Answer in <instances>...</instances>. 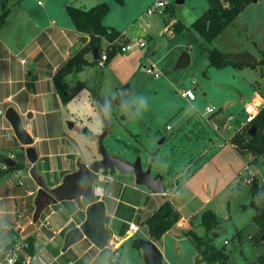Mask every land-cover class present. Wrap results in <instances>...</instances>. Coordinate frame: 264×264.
<instances>
[{"label":"rangeland","instance_id":"rangeland-1","mask_svg":"<svg viewBox=\"0 0 264 264\" xmlns=\"http://www.w3.org/2000/svg\"><path fill=\"white\" fill-rule=\"evenodd\" d=\"M157 1L159 0L100 1L107 3L111 9L105 18L106 25L134 38H138L140 34L145 32V29L148 30L152 37L150 48L145 53L142 51L119 53L113 61L104 67L93 62L74 72L69 77V85L74 86L77 85L78 81H82L89 86V89L80 92L68 107L57 104V95L46 97L45 105L40 107L43 114L33 119L34 130L43 137L59 136V134L66 132L76 142L65 138L59 140L60 145L59 147L57 145L59 149H57L55 156L56 170L42 174L47 179L48 186L53 188L58 183V179L54 177H63L70 171L75 172L79 159L90 164L101 159L98 140L104 132L103 115H105L110 126L109 134L105 139V146L112 155L132 161L140 156L145 169L149 163H152L153 175L162 174L164 178L177 177L189 165L188 162L193 161L192 171L190 170L189 173L186 171L182 175L186 177L187 181L191 179L188 187L198 193V201H205L209 193L213 197V204L210 206L214 205L217 217L222 221L221 227L217 231L219 237H215L217 247L225 246L230 253L229 264H255L258 257L263 253V248L256 247L253 241L258 226L253 222L255 209L250 205L252 199L250 186L241 179V177H249L247 172L241 171L245 168V159L237 154L230 144L227 145L225 142L223 146L220 145L221 147L218 144L210 147V142L207 139H201L197 135L187 141L189 138L186 136L188 135H180V132L174 131L177 127L173 125V115L180 112L191 113L192 115L198 113L197 116H201L210 106L219 111L226 102H237L241 99L251 100L255 87H260L264 93V64H260L258 68L229 66L219 70L211 67L207 56L201 54V45L205 44L209 48L217 49L231 55V57L249 52L261 61L264 58V0L250 3L212 44H206L205 40L191 28L192 24L203 15L202 13L209 6L208 0H186L184 4H178L179 0H163L166 7L157 10L152 16L148 15V8ZM39 2H41L40 5ZM10 3L11 10L14 12L18 11V7L21 6L22 9H26L36 16L44 13L46 8H51L57 13V8L66 6L79 8L85 4L88 9L92 6L90 0H13V3H19L18 6L12 5V1ZM225 5L228 3L226 2ZM7 7L9 8V4ZM172 11L175 13L174 16L170 15ZM1 12L0 10V14ZM166 15L171 19L168 28L181 21L190 30L182 34H176L175 31H172L175 36H172L170 32H164V28L167 26ZM174 19L177 21L175 22ZM121 37L118 39L123 42L124 39ZM120 47L121 45L117 47L118 52ZM185 52H188L191 57V65L186 69H176L179 59ZM152 64H155L156 69L161 72L160 78H155L147 73L146 69ZM14 66L21 71L16 58L14 59ZM195 81H198L200 85H195ZM125 87H128L126 101L139 98L144 102V106L140 108L138 113L137 107L131 106V111L134 114L131 118L123 111L126 102L122 106L116 104L119 91ZM191 88H196V90L193 89L197 96V100L194 102H188L180 95L181 90ZM95 93L98 94V99ZM259 106H257V110ZM221 112H224L223 108ZM226 113L233 114L236 117L234 120L236 123H233L234 129L231 131L221 130V132L227 133L226 136L223 135L224 138L235 133L238 126L243 129L249 128L252 119L249 115L246 117V107L231 106L226 109L224 114ZM225 117L226 115L222 119ZM208 118L211 119L212 117ZM211 120L214 123H209L210 127L216 128L220 125L216 119L213 120L212 118ZM23 122L24 125H27L28 120L23 118ZM168 125L175 127L174 132L168 129ZM206 128L208 127L206 126ZM207 131L211 132V129L208 128ZM3 134L5 136L0 138V152L4 153L6 149L2 143H6L8 148L9 144L13 145L16 142V138L11 126L6 123L3 125ZM174 136H181L180 165L177 163L174 165L175 158L171 155L173 159L169 156L170 166L166 169L161 168L163 165L160 163L162 161L160 159L161 149L164 150V154H168L170 151L175 153L176 150H179ZM163 139H165V143L160 145ZM205 147H207L205 158L190 159L198 153H204ZM19 150L20 148L17 147L8 156H16ZM151 152H155L156 157L160 155L159 159L155 155L152 156ZM250 159L255 171L264 173V160L253 156H250ZM37 165L40 170L52 169L48 160ZM110 172L114 174L115 171ZM110 172H101L106 176L105 182H109L113 178L108 177ZM117 177L122 181L130 178L133 181L132 177H126L124 174L119 173ZM238 177L240 179H237ZM167 186L168 194H171L177 185L174 181V185ZM186 194L184 193V195ZM162 199L159 197L157 200L162 202L164 200ZM85 204L86 202L80 206L81 210L79 211L75 207L69 208L68 205L70 204L55 205L46 210L42 215V222L39 221L30 234V238L35 239L36 253L35 256L31 257L33 260L31 264H61V262L67 264V261L74 259L73 256H70L66 262L57 263L53 258L60 252L46 253L45 248L49 249L50 247L49 243L51 242L49 240L53 237V231L66 226L60 221L59 225L61 226L55 228V224L52 223L53 220H47V217L53 216L54 212H59V207L64 208L66 206L71 213L78 211L73 218L74 221L66 228L64 227L65 230L60 236L61 240L54 242L61 245L62 239L68 231L73 227L75 228L83 220L82 208H85ZM22 205L21 202V208H19L21 210L24 208ZM31 215L32 212L28 213L29 219L25 222L32 221ZM59 216L62 217V214L60 213ZM25 222L22 225L23 228L27 225ZM238 230L241 237L237 235ZM197 233L202 235L204 230H199ZM250 236L252 238H249ZM135 239L137 237L130 240L126 247L130 248ZM226 240L229 241L227 245L224 244ZM90 246L89 241H85L83 246H80L76 256L83 255V258L77 264H87L85 259L91 260L96 254L97 250L94 248L90 250ZM183 246L188 253L190 250L189 242H183ZM28 256L25 253L23 259L25 260ZM112 261H116L114 254ZM141 264H146L145 260Z\"/></svg>","mask_w":264,"mask_h":264},{"label":"crops","instance_id":"crops-1","mask_svg":"<svg viewBox=\"0 0 264 264\" xmlns=\"http://www.w3.org/2000/svg\"><path fill=\"white\" fill-rule=\"evenodd\" d=\"M3 1H8L9 8L11 10L10 1H12L13 3V0H3ZM100 1L101 0H90V3H92L91 8L97 6L98 4L103 3ZM184 3H186V0ZM18 4L13 3L12 5L18 6ZM40 4L41 2H39V5ZM18 8L19 10L16 12L11 10L6 20V23L0 29V138H4L5 136L3 134V125L5 123L9 124L5 118V112L9 108H14L22 119L26 118L28 120V123L27 125H25V127L34 139L33 146L37 149L39 154L38 163L47 162L48 160V163H50V165L52 166L51 170L48 169L40 170L39 168V171L41 173L53 172L56 170L55 156L57 155V149H59L58 148L60 145L59 140H63V138H65V139H69V141H72L74 139L72 138L71 135L67 134L66 132L59 134V136L49 135V137L47 136L43 137L41 136V134H37V132L34 130L33 119L43 114V112L40 110V107L45 105L46 97H50L51 95H57V100H58L57 104L59 106L60 104L63 107L70 106V103L73 100L68 104H64L61 97L56 93V87L54 84L53 76L56 74L59 68L71 58L74 51L81 49L82 47H84L89 43L90 38L88 37V42L86 44L82 43L81 39L83 36L86 35L76 32L75 26L72 20L70 19V17L68 16L66 10L67 6L64 8H57L58 9L56 11L57 13H55L54 10L51 8H46L44 9V13H40L41 15L39 16H36L35 14H31V12L27 11L26 9H22L21 6H19ZM79 8L88 10L85 4ZM208 9L209 6L202 14H204ZM170 20L171 19L166 15L165 21L167 23V26H165L164 32L168 29L166 33L170 32L172 36H175L172 30H170V27L168 28V23L170 22ZM174 21L176 22L177 19H174ZM104 24L106 25L105 20H104ZM106 26L111 27L108 25ZM114 29L118 31L116 28ZM122 36L124 37L126 36L129 39H135L133 36H130L127 33H122ZM142 36H147L149 42L151 43L152 37L148 30L145 29V32L140 34L138 38ZM101 46L102 49L105 48L106 46L105 40L102 42ZM15 58L17 59L18 64L21 67V71L17 70L18 68L16 69L14 66ZM86 58L90 61V63L97 62L94 59V52H92V54L90 55L88 54ZM72 74L68 75L65 79V82L68 85H69L68 83L69 77L72 76ZM78 83H83V82L78 81L77 84ZM83 84L86 85L85 83ZM195 85H200V84L198 81H195ZM69 86L75 87L76 85L74 86L69 85ZM86 89H89V86L86 85ZM191 89L196 90V88H191ZM183 91L184 90H181L180 93L181 97L189 102L190 100L182 96ZM95 95L96 98L98 99L99 98L98 94L95 93ZM263 97H264V93L260 90V87L259 88L255 87V91L251 97V100L241 99V101H237V102L235 101L226 102L224 103V106L219 109V111L217 110V108H214L216 110L215 113H208L207 111L208 108H213V106L207 107L205 112L201 116H197L198 113L192 115L191 113L178 112L177 114L173 115V120H174L173 125L176 126L177 128L175 129L173 125H170L171 131L180 132V135H184V136L188 135L186 136L189 138L187 139V141H189L192 137H195L196 135L201 137V139H207V141L210 142L209 144L210 147L211 145L214 146L216 144H218L219 146L220 145L223 146L224 142L227 145L230 144L231 148H233L237 152V154H239L241 157L245 159V165H246V162L249 160L248 159L249 157L242 156L238 152L236 147H234L231 144V139L233 138V136L237 132L241 131L243 128L238 126L235 133L227 136V138H224L223 135L226 136L227 133L224 131L221 132V130L224 129L231 131L232 129H234L233 123L236 118L233 114L231 113L224 114V112L226 111V109H228L231 106H235V107L243 106V108H245V107H250V104L254 105L257 102L258 103L261 102L259 107L264 106ZM190 102H194V101H190ZM222 108L224 109V112H221ZM225 115L226 117L222 119ZM245 115L247 117L248 114L245 113ZM229 116L233 117V120L230 122H228ZM208 117H212L213 120L216 119L218 123H220V125H218V127L216 126V128L210 127L209 123H212L213 121L211 120L212 118L209 119ZM170 126L168 125L167 127ZM206 126L211 129V132L207 131L208 128H206ZM178 137L174 136V139H176L178 143L177 147L179 149L176 150L175 153L170 151V153L164 154L163 152L164 150L161 149L160 159L162 161H160V163L163 164L161 165V168H165V169L168 168L170 166L169 164V162L171 161L170 158L173 159V157L175 158L174 165H176V163L180 165L179 155H180L181 136ZM221 142L223 143L220 144ZM2 146L6 149V151L4 153L0 152V165H7L8 167H10L7 163V161L9 160L8 155L9 153L13 152L14 149L16 150L17 147L20 148V150L17 152L18 153L21 152L25 154V163L26 165L27 164L29 165V161L26 157L27 147L21 145L17 139L16 142L13 143V145L9 144L8 148L6 147V143L4 142L2 143ZM205 149L206 150L204 153L202 154L198 153L192 156L190 159L194 160L197 158V160H200L201 158H205L207 147H205ZM58 152L60 153L59 150ZM155 152H151L152 156L155 155ZM159 156L156 157L155 155L157 159H159ZM188 164L190 166L189 165L186 166L182 171V173H179L177 177L169 176L164 178V184L167 187L166 195H155L148 189L141 186H137L135 183V177L133 175H125L126 177L127 176L132 177L133 181H131V178L126 180L124 179V181H122L117 177V175L119 174L118 172L116 173L114 172V174L111 172L108 173V177H113V178L109 182H105L102 186L106 189L108 194L111 195H107L106 197L103 198L102 201H104L107 205L106 226L111 233V239L109 245L115 247L120 242L125 241L120 247V249L116 253H114V256H116L115 262H118V264H136V263L141 264V262L144 260L143 251L141 250V248H138L135 245V241L149 240L156 243L158 248L161 250L164 257L163 264H190V263L198 264L197 263V259L199 256L198 251L195 245L192 243L191 239L186 236V232L190 230H194L195 232L199 230L201 231L203 229L201 225L203 214L208 210L216 214V210L214 208V205L212 207L210 206L213 204V197L211 193L208 194L207 198H205V201H198V193L191 187H188L190 186L191 179L187 181L186 177L182 175L186 171H188V173L190 170L192 171L191 166L193 164V161L188 162ZM70 173H73V171H70L68 174ZM11 174L12 173L3 175L0 181L1 183L0 197H2L3 199L0 202V211H1V218L3 221H5V223L9 222L10 217H12L11 216L12 212L21 208V202L23 203L22 206H24L25 209L27 206H33L35 208L34 201L37 195V191L39 190L38 185L32 179V177L25 179V186L23 187L9 183L6 177H9V175ZM66 175H64L63 177H54L58 179V183L55 185V187L59 186L63 182V179ZM98 177H106V176L100 173ZM180 177L183 178L180 180L179 179ZM237 179L240 178L238 177ZM174 181H175V185L177 186L174 188L173 193L168 194L167 185H171V184L174 185ZM184 193L187 194L184 195ZM159 197H162L164 200L162 199L163 200L162 202L158 201L157 199ZM7 200H12V201L8 202ZM167 200L170 201L173 204L174 209L180 213L181 219L172 230L167 232L162 237L161 240L156 241L151 238L149 227L148 225L145 224V221L156 210H158V208L161 206L162 203H164ZM84 203L85 201H83V204ZM63 204H70L68 205L69 208L75 207L78 208V211L81 210L80 209L81 205H79L76 201H65L59 203L56 206H61ZM85 205H86L85 208H82V211L84 213V218L79 225H82L86 220V207L88 203L86 202ZM34 211L35 210L32 211V217ZM58 211L59 212H54L53 216L56 215L55 217L53 216L47 217V220L50 219L53 220L52 223L55 224L56 226L55 228L61 226L59 225L60 221H62L63 224L66 225L64 226L66 228L74 221L73 218L75 214L78 212L76 211L74 213H71L70 211L67 210L66 206L64 208L59 207ZM60 213L62 214L63 219L61 216H59ZM130 223H136V225H138L139 231L137 233L133 234V232L129 230ZM79 225H76L75 228L80 227ZM64 227H61L59 230L53 231V237H51L49 240L51 242L49 243L50 247L48 246L49 249L45 248L46 253L52 254L55 251H57L58 253L60 252V254H57L53 258L54 260H56L57 263H59L60 261L66 262V260H69L70 256L71 257L73 256L74 259H72L71 261H67L68 262L67 264H77L83 258V255H81L80 257L76 256L77 251L79 250L80 246H83L85 241H89V240L84 239L82 242L72 246L70 249L64 252L63 247H64L66 235L62 239L61 245L54 243L55 240H61L60 236L62 232L65 230ZM72 229H74V227ZM72 229H70L69 231H71ZM257 231L258 230H256L255 233H257ZM139 233H141V235H138ZM132 234L133 236L126 241L129 235ZM237 235L241 237L239 230ZM135 237H137V239H135L134 243L130 246V248H127L126 247L127 243L130 240H133ZM249 238H252V236H250ZM183 242L186 243L189 242L190 250L188 253H186V249L184 250L185 247L183 246ZM93 248L94 250H97V252L91 260L85 259L87 264H92V262L95 260V258L100 252V250L91 243L90 250H93Z\"/></svg>","mask_w":264,"mask_h":264},{"label":"trees","instance_id":"trees-1","mask_svg":"<svg viewBox=\"0 0 264 264\" xmlns=\"http://www.w3.org/2000/svg\"><path fill=\"white\" fill-rule=\"evenodd\" d=\"M255 1L257 0H208L209 9L194 22L191 28L205 40L206 44H212L235 21L239 14L250 3ZM226 2L228 6L225 5ZM7 3L8 1L0 0V10L2 11L0 14V29L6 23L11 12L10 8L7 7ZM66 10L75 26L76 32L88 36L90 41L81 49L74 51L71 58L53 76L56 93L61 97L64 104L70 103L80 92L86 89V85L83 83H78L75 87H70L65 82L66 77L81 70L84 66L92 64L86 56L96 49H98L99 53H102L103 49L101 44L104 39L108 43H113L122 36L120 32L104 24V20L111 10L107 3L98 4L88 10L75 6H67ZM170 15L174 16V11ZM168 26H170V22ZM170 30L175 31L176 34H182L190 30V28L186 27L181 21H178L171 26ZM201 47V54L207 56L211 67L219 70L229 66L235 68L243 67L242 65L234 63L229 54H225L214 48H209L205 44H202ZM108 49V60L106 64L110 63L120 53L117 50V46H114L112 49L109 47ZM260 64H264V58L260 61ZM260 103L257 102L255 105L250 104V109L255 113L258 112L257 106ZM252 127H256L257 129L255 136L250 134V128ZM231 144L236 147L242 156H253L254 158L264 160V106L259 107V112L252 119L249 128H244L233 136ZM16 162V167H8L7 170L1 171L0 177L13 173L14 171L29 169V165L25 163V154L21 152L17 153ZM250 190L252 196L250 205L255 209L253 222L258 226V232L253 237V241L256 247L263 248V253L258 257L255 264H264V194L257 184L251 186ZM33 210V206H27L23 215L27 216ZM180 219V213L167 200L161 204L158 210L148 217L145 224L149 227L151 238L159 241L167 232L176 226ZM221 224L222 221L219 220L217 215L208 210L202 216L201 225L204 233L200 235L194 230L186 232V236L191 239L198 251V264L230 263L231 255L225 246L218 248L216 245L215 237L219 236L217 231L220 229ZM10 227H15L13 222L10 224L8 230ZM27 238L28 247L26 248V253L31 257L35 256V239L33 237L30 238V235ZM135 245L140 248L139 240L135 241ZM23 258L21 257L16 264H25ZM112 259L113 255L109 258L108 263H111ZM113 264H118V262Z\"/></svg>","mask_w":264,"mask_h":264},{"label":"water","instance_id":"water-1","mask_svg":"<svg viewBox=\"0 0 264 264\" xmlns=\"http://www.w3.org/2000/svg\"><path fill=\"white\" fill-rule=\"evenodd\" d=\"M185 0H179L178 4H184ZM82 43L88 42V36H83ZM94 59H99V51H94ZM232 61L242 66L258 67L259 60L253 54L246 52L232 56ZM191 65V57L188 52L182 54L176 69H186ZM128 96V87L119 91L116 101L118 106H122ZM31 117V115H30ZM5 118L11 125L15 138L18 142L27 147L26 157L29 161L30 175L39 187L34 201L35 211L33 213L31 224L23 231L24 236H29L36 228L45 211L59 203L65 201H76L83 206V201L87 202L86 220L80 227H76L69 231L65 237L63 251L66 252L72 246L88 239L100 252L92 262V264H108L109 258L116 253L122 244L120 242L115 247L109 245L111 233L106 226L107 221V205L104 201H98L93 194L94 184L101 172L115 171L124 175H133L137 186L144 187L155 195H166L167 187L164 184V176L162 174L153 175L152 167L144 168L142 158L138 156L134 161L124 160L120 157L112 155L105 146V139L110 130L109 122L105 116L104 132L99 137L98 149L101 159H97L91 164L82 162L79 159L77 163V171L66 175L63 182L55 187L50 188L45 176L39 171L38 161L39 154L33 146L34 139L26 129L23 119L14 108H9L5 114ZM256 127L250 129L251 135H256ZM165 143V139L160 142ZM10 167H16L17 162L9 159L7 161ZM132 235L126 239L129 240ZM139 247L143 251L146 264H163L164 257L156 243L149 240H140Z\"/></svg>","mask_w":264,"mask_h":264},{"label":"built area","instance_id":"built-area-1","mask_svg":"<svg viewBox=\"0 0 264 264\" xmlns=\"http://www.w3.org/2000/svg\"><path fill=\"white\" fill-rule=\"evenodd\" d=\"M164 7H166V3L164 1L159 0L155 2L154 5H152L148 9L147 14L152 15L155 12H157V10L162 9ZM121 38L124 39L123 42L119 41L120 38L113 43H108V41H106V46L102 50V53H99V59L97 60V63L100 67H104L106 65V62L108 60L109 47L112 49L114 46L119 47V45H121L119 49L120 53H128L135 51H142L145 53L150 48V42L147 36H142L140 38H135V39H129L126 36ZM146 71L148 74H150L155 78H159L161 76V73L156 69L155 64H152L150 67H148ZM182 96L190 101H195L197 97L196 92L193 89L184 90ZM207 111L208 113L216 112L214 108H208ZM246 112L250 116V119H253L254 116L256 115V113L253 112L251 109H249V107H246ZM232 119L233 117L229 116L228 122L232 121ZM168 129L171 130V127H168ZM9 159L16 161V156L10 155ZM7 169H8L7 165H0V173L1 171ZM243 171L247 172L249 174V177L247 178L241 177L242 181H245L250 187L257 184V186L261 189L262 193L264 194V173H261L260 171H255L251 159L246 162ZM6 178L8 179L7 181L9 183L23 187L25 186V179L31 178L30 169L14 171L11 175H9V177ZM0 181H1V177H0ZM104 183H105V177H97V180L94 184L93 194L98 201L103 200V198L106 197L107 195H111L108 194L106 189L102 186ZM2 200H3L2 197H0V202ZM25 210L26 209L24 207L22 208V210L18 209L17 211L12 212L11 213L12 217H10L8 223H5V221L2 220L1 211H0V264H16L21 257L25 256L24 253H26L28 242H27V236L23 235V231L27 229V227L29 226V224H31L32 221H29L28 223L25 222L27 219H29L28 214L21 221L17 219L18 215L23 211L25 212ZM12 222L14 223L15 227H10V229L8 230ZM24 222L27 223V225L23 228L22 225L24 224ZM40 222H42V219L40 220ZM129 230L134 234L139 231V227L138 225H136V223H130ZM228 243L229 241H225L226 245ZM24 263L31 264L32 263L31 257L28 256V258L25 259ZM113 263H115V261H111V263L108 264H113Z\"/></svg>","mask_w":264,"mask_h":264},{"label":"clouds","instance_id":"clouds-1","mask_svg":"<svg viewBox=\"0 0 264 264\" xmlns=\"http://www.w3.org/2000/svg\"><path fill=\"white\" fill-rule=\"evenodd\" d=\"M135 105L137 107V113L139 112L140 108L144 106V102L142 99L136 98L132 99L130 101H126L123 111L126 115H128L130 118L134 115L131 111V106Z\"/></svg>","mask_w":264,"mask_h":264},{"label":"bare ground","instance_id":"bare-ground-1","mask_svg":"<svg viewBox=\"0 0 264 264\" xmlns=\"http://www.w3.org/2000/svg\"><path fill=\"white\" fill-rule=\"evenodd\" d=\"M24 211L21 212L19 215H18V220L21 221L22 219H24L26 216L23 215ZM31 257V256H30Z\"/></svg>","mask_w":264,"mask_h":264},{"label":"flooded vegetation","instance_id":"flooded-vegetation-1","mask_svg":"<svg viewBox=\"0 0 264 264\" xmlns=\"http://www.w3.org/2000/svg\"><path fill=\"white\" fill-rule=\"evenodd\" d=\"M137 157H138V156H137ZM137 157H136V158H137ZM149 167H152V169H153V164H152V163H149L147 169H148Z\"/></svg>","mask_w":264,"mask_h":264}]
</instances>
